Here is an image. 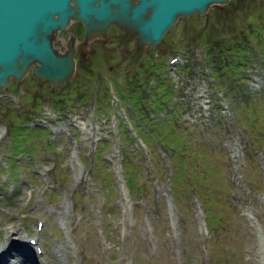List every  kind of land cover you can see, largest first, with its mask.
<instances>
[{"label": "rangeland", "instance_id": "obj_1", "mask_svg": "<svg viewBox=\"0 0 264 264\" xmlns=\"http://www.w3.org/2000/svg\"><path fill=\"white\" fill-rule=\"evenodd\" d=\"M71 30L81 36V25L70 21L53 44L63 49ZM106 30L104 39H90L82 52L74 45L73 71L60 87L34 78L29 68L5 84L10 91L0 96V243L7 247L20 235L33 236L44 264H264V85L243 98L235 113L230 103V118L210 111L208 126L198 108L208 90L195 93L201 78H211L204 48L212 60L217 44L242 33L250 51L264 50V0H227L203 14L178 16L153 49L134 45L133 36L113 24ZM171 51L187 60L191 53L196 64L177 66V72L167 62ZM257 53L249 54L255 62L249 55L242 60L251 62L247 78L260 80L264 57ZM240 64L222 81L234 85ZM161 76L167 81L159 83ZM212 80L217 86L220 77ZM34 92L41 96L33 98L35 105ZM96 108L102 112L97 118ZM146 110L152 116L143 115ZM131 111L147 127L146 139L130 123ZM33 113V122L48 133L26 139L28 152L19 153V161L32 160L11 176L4 163L8 123ZM57 121L70 123H64L67 133L50 131ZM83 122L94 125L88 131ZM47 137L58 142L55 149L46 145ZM102 138V155L111 166L103 161L108 193L100 153L91 160L92 146ZM122 147L129 154V193L119 166ZM10 247L16 253L11 259H19L18 246Z\"/></svg>", "mask_w": 264, "mask_h": 264}, {"label": "water", "instance_id": "obj_2", "mask_svg": "<svg viewBox=\"0 0 264 264\" xmlns=\"http://www.w3.org/2000/svg\"><path fill=\"white\" fill-rule=\"evenodd\" d=\"M227 0H0V87L9 76L20 79L30 67L37 79L59 86L71 74L76 38L69 32L59 50L57 29L72 19L83 24L77 46L105 38L113 23L133 36L137 46H153L176 17L203 12Z\"/></svg>", "mask_w": 264, "mask_h": 264}, {"label": "trees", "instance_id": "obj_3", "mask_svg": "<svg viewBox=\"0 0 264 264\" xmlns=\"http://www.w3.org/2000/svg\"><path fill=\"white\" fill-rule=\"evenodd\" d=\"M237 35V34H236ZM234 35L232 39L236 38L237 36ZM231 39V40H232ZM230 41V40H227ZM240 42L238 41V45ZM240 46V45H239ZM239 46L237 44H230L229 46H224L222 44H217V50L213 52L212 59L214 56V62L211 64L212 71L211 73L216 76H223L226 71H232L234 70L235 66L239 65V63H219L218 61L215 62V59L217 57H220V55L225 54V51L233 52V54H237V52L240 50ZM210 50L206 51V55L209 53ZM208 57V56H207ZM223 74V75H222ZM17 113H20L19 111ZM21 117V116H20ZM25 117H21L18 121V123H11L9 125L10 129V135H11V141H10V152L11 154L7 157V160L10 162L9 163V171L10 174L16 175V169L20 163H18L17 159H15L14 154L23 149L24 147L22 146L24 141L27 138L35 137L41 135V130L37 126H32V127H27L25 124H23L21 121ZM32 143V142H31ZM29 144V143H28ZM28 144H25L26 149L29 148ZM48 146L54 148V144H48ZM130 179H132V175L129 176ZM129 183L128 185L131 187L132 181L128 180Z\"/></svg>", "mask_w": 264, "mask_h": 264}, {"label": "bare ground", "instance_id": "obj_4", "mask_svg": "<svg viewBox=\"0 0 264 264\" xmlns=\"http://www.w3.org/2000/svg\"><path fill=\"white\" fill-rule=\"evenodd\" d=\"M16 243L20 245L19 247H17L16 251L21 256H18L19 259H11L13 255H16V253L10 250V246L15 247L17 245ZM7 245L8 246L6 247V244L4 242L0 243V264H35L34 255L33 253H31L28 246H26L27 248L25 247L21 235L16 237L15 239H11L7 243ZM28 259H31V261L29 260V262H27L26 260Z\"/></svg>", "mask_w": 264, "mask_h": 264}, {"label": "flooded vegetation", "instance_id": "obj_5", "mask_svg": "<svg viewBox=\"0 0 264 264\" xmlns=\"http://www.w3.org/2000/svg\"><path fill=\"white\" fill-rule=\"evenodd\" d=\"M77 44V43H76Z\"/></svg>", "mask_w": 264, "mask_h": 264}]
</instances>
